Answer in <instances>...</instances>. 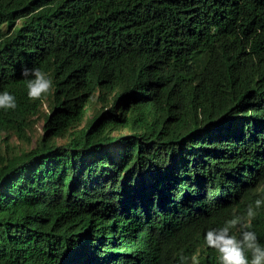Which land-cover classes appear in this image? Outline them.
<instances>
[{
  "label": "trees",
  "instance_id": "16d2710c",
  "mask_svg": "<svg viewBox=\"0 0 264 264\" xmlns=\"http://www.w3.org/2000/svg\"><path fill=\"white\" fill-rule=\"evenodd\" d=\"M3 91L0 264H220L264 200V0H0Z\"/></svg>",
  "mask_w": 264,
  "mask_h": 264
},
{
  "label": "clouds",
  "instance_id": "9594fccd",
  "mask_svg": "<svg viewBox=\"0 0 264 264\" xmlns=\"http://www.w3.org/2000/svg\"><path fill=\"white\" fill-rule=\"evenodd\" d=\"M22 75L26 78L27 95L32 101L40 100L52 89V80L40 68H24ZM16 107V99L12 94L0 92V109ZM262 206L264 200L257 199L255 207L250 204L245 215H233L218 231L210 229L206 232L205 242L208 247L218 251L220 264H264V246L251 230V221L257 215L256 209ZM233 229H237L238 233L233 234ZM193 264H196L195 258Z\"/></svg>",
  "mask_w": 264,
  "mask_h": 264
},
{
  "label": "rangeland",
  "instance_id": "374dc122",
  "mask_svg": "<svg viewBox=\"0 0 264 264\" xmlns=\"http://www.w3.org/2000/svg\"><path fill=\"white\" fill-rule=\"evenodd\" d=\"M46 109H47V108H46ZM42 125H43V118L40 117L39 119H37L36 127H35V129H34V131H33V133H32V136H33V140H34V141L36 140L37 136H39L40 134H42V132H43V127H42ZM12 142L15 143V144H17V145L20 144L19 141H18V139H17L15 136H13V138H12ZM2 147H3V146H2ZM3 149H4V148H3Z\"/></svg>",
  "mask_w": 264,
  "mask_h": 264
}]
</instances>
